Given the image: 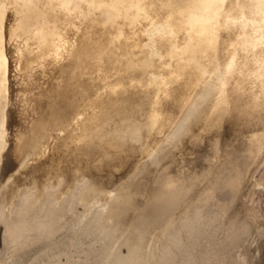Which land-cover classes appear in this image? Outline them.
Instances as JSON below:
<instances>
[{
  "label": "bare ground",
  "instance_id": "bare-ground-1",
  "mask_svg": "<svg viewBox=\"0 0 264 264\" xmlns=\"http://www.w3.org/2000/svg\"><path fill=\"white\" fill-rule=\"evenodd\" d=\"M0 264H264V0H0Z\"/></svg>",
  "mask_w": 264,
  "mask_h": 264
}]
</instances>
